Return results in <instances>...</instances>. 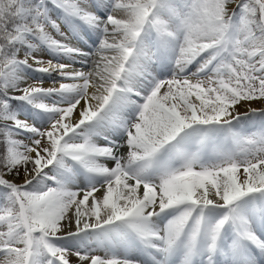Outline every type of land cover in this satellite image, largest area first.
<instances>
[{
	"label": "snow or ice",
	"instance_id": "6c2138e0",
	"mask_svg": "<svg viewBox=\"0 0 264 264\" xmlns=\"http://www.w3.org/2000/svg\"><path fill=\"white\" fill-rule=\"evenodd\" d=\"M253 102L264 0H0V264H264Z\"/></svg>",
	"mask_w": 264,
	"mask_h": 264
},
{
	"label": "rangeland",
	"instance_id": "374dc122",
	"mask_svg": "<svg viewBox=\"0 0 264 264\" xmlns=\"http://www.w3.org/2000/svg\"><path fill=\"white\" fill-rule=\"evenodd\" d=\"M45 87H46V86H45ZM262 106H264V105H262L260 102H253V103H252V107H253V108H256V109H259V108H261ZM242 108H243V107H240V108H239V111H240V112H243V111H244V110H242Z\"/></svg>",
	"mask_w": 264,
	"mask_h": 264
},
{
	"label": "bare ground",
	"instance_id": "6f19581e",
	"mask_svg": "<svg viewBox=\"0 0 264 264\" xmlns=\"http://www.w3.org/2000/svg\"><path fill=\"white\" fill-rule=\"evenodd\" d=\"M45 86L47 87L48 85H47V84H45ZM242 110H244V108H242Z\"/></svg>",
	"mask_w": 264,
	"mask_h": 264
}]
</instances>
